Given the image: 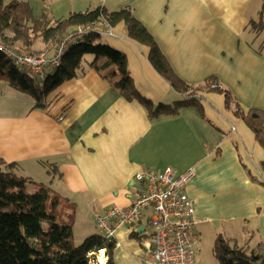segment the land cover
Masks as SVG:
<instances>
[{
	"label": "crops",
	"instance_id": "crops-1",
	"mask_svg": "<svg viewBox=\"0 0 264 264\" xmlns=\"http://www.w3.org/2000/svg\"><path fill=\"white\" fill-rule=\"evenodd\" d=\"M95 1L110 12L131 9L190 86L185 94L175 90L151 63L150 48L120 23L103 39L126 55L138 92L154 105H174L194 93L201 111L184 107L151 118L90 61L50 95L46 109L0 111V159L15 163L14 172L29 181H53L49 188L75 207V228L89 236L101 234L96 212L135 200L137 173L193 169L187 193L198 220L196 264L219 237L256 249L264 243V148L236 112L264 111V0ZM46 46L38 40L33 49ZM210 78L234 97L229 107L225 94L209 90ZM149 224L147 211L137 231L142 240L130 226L118 229L115 264H149L142 246Z\"/></svg>",
	"mask_w": 264,
	"mask_h": 264
},
{
	"label": "trees",
	"instance_id": "trees-1",
	"mask_svg": "<svg viewBox=\"0 0 264 264\" xmlns=\"http://www.w3.org/2000/svg\"><path fill=\"white\" fill-rule=\"evenodd\" d=\"M93 23H107L110 27L124 23L132 39L150 48L151 63L171 86L183 94L189 91L190 86L176 75L154 37L129 8L110 12L105 7H99L92 11L72 13L52 23L47 21L45 15L36 16L29 2L0 0V38L18 52L30 53L38 40L49 44L66 33L76 31L78 27ZM103 37L97 32L86 36L67 53L60 67L49 69L39 79L25 73L0 53V82L32 97V110L46 109L50 95L57 88L83 73L84 59L89 55L93 57L90 66L103 79L110 81L121 96L143 106L151 118L175 116L184 107H198L201 111L194 93L174 105H154L136 89L126 55L102 41ZM208 81L209 90L225 94L229 107L234 97L221 87L212 88V78ZM236 114L247 122L264 148V111L253 109L245 115L238 110ZM15 166V163L0 159V264H97L103 250H106L109 258L107 264H115L113 252L116 239L93 234L81 245L75 246V207L47 186L29 193V180L18 176L14 172ZM133 236L142 240L144 234L135 231ZM263 249L264 243L250 250L219 237L214 252L221 264H264Z\"/></svg>",
	"mask_w": 264,
	"mask_h": 264
},
{
	"label": "built area",
	"instance_id": "built-area-1",
	"mask_svg": "<svg viewBox=\"0 0 264 264\" xmlns=\"http://www.w3.org/2000/svg\"><path fill=\"white\" fill-rule=\"evenodd\" d=\"M106 28L109 30H104ZM110 30L111 27L107 23L78 27L76 31L66 33L58 41L50 42L42 53L18 52L9 48L0 38V53L25 73L39 79L43 78L49 69L60 67L67 53L86 36L94 32L105 36ZM211 87L219 88L220 85L213 83ZM194 177L193 169L180 175H176L171 168L162 173H137L135 180L141 189L129 206L112 207L95 213L99 231L103 236L112 239H115L118 229L122 226H130L138 231L144 212L149 211L150 233L142 241L147 253V262L196 264L194 248L198 244V220L195 217V203L187 193V186ZM261 253L264 254V249ZM108 259L107 257L105 264ZM99 261L98 259L97 264Z\"/></svg>",
	"mask_w": 264,
	"mask_h": 264
},
{
	"label": "rangeland",
	"instance_id": "rangeland-1",
	"mask_svg": "<svg viewBox=\"0 0 264 264\" xmlns=\"http://www.w3.org/2000/svg\"><path fill=\"white\" fill-rule=\"evenodd\" d=\"M7 2L14 0H6ZM19 2H29L34 10V14L38 17L45 15L48 22L55 23L59 19H64L70 14L75 12H86L98 9L99 5L95 0H17ZM103 6L102 3H100ZM104 41V39L102 40ZM259 46V45H258ZM48 44L46 46V49ZM43 51H34L33 53H42ZM27 53V52H24ZM31 53V52H30ZM93 60L92 56H86L84 59V66L86 67L90 61ZM7 83L0 82V111H9L10 113L18 111H25L34 105V100L29 95H26L20 91L13 88L9 90L7 88ZM11 91V92H10ZM182 100V99H181ZM46 183H41V181H28L27 189L28 192L33 194L37 192L42 186L51 187L54 183L53 181H45ZM147 212V211H145ZM144 212V214H145ZM143 214V216H144ZM94 224V223H93ZM95 226V225H94ZM47 227V224H45ZM98 229V228H97ZM99 230V229H98ZM86 233L83 232L81 228H75L74 231V245L79 246L88 237ZM212 243L207 244L203 247L201 254V264H221L219 258L214 252V247ZM198 255V254H197ZM100 257V255H99ZM99 259V258H98Z\"/></svg>",
	"mask_w": 264,
	"mask_h": 264
},
{
	"label": "bare ground",
	"instance_id": "bare-ground-1",
	"mask_svg": "<svg viewBox=\"0 0 264 264\" xmlns=\"http://www.w3.org/2000/svg\"><path fill=\"white\" fill-rule=\"evenodd\" d=\"M99 260L101 264H105L106 258L104 257V251L101 252Z\"/></svg>",
	"mask_w": 264,
	"mask_h": 264
},
{
	"label": "water",
	"instance_id": "water-1",
	"mask_svg": "<svg viewBox=\"0 0 264 264\" xmlns=\"http://www.w3.org/2000/svg\"><path fill=\"white\" fill-rule=\"evenodd\" d=\"M139 232H140V231H139ZM104 257H105V258L108 257V256H107V253H106V250L104 251ZM105 262H106V261H105ZM99 264H101L100 261H99Z\"/></svg>",
	"mask_w": 264,
	"mask_h": 264
}]
</instances>
